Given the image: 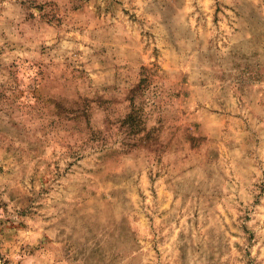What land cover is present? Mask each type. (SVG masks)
<instances>
[{
  "label": "rangeland",
  "instance_id": "obj_1",
  "mask_svg": "<svg viewBox=\"0 0 264 264\" xmlns=\"http://www.w3.org/2000/svg\"><path fill=\"white\" fill-rule=\"evenodd\" d=\"M0 264H264V0H0Z\"/></svg>",
  "mask_w": 264,
  "mask_h": 264
}]
</instances>
